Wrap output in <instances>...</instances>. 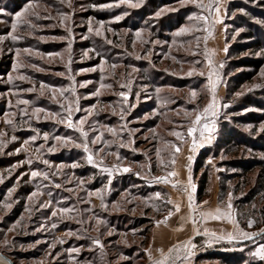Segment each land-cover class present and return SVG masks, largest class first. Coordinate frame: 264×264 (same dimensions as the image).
<instances>
[{
    "label": "rangeland",
    "instance_id": "rangeland-1",
    "mask_svg": "<svg viewBox=\"0 0 264 264\" xmlns=\"http://www.w3.org/2000/svg\"><path fill=\"white\" fill-rule=\"evenodd\" d=\"M231 1L132 0L139 6L131 7L120 0H0L1 253L14 264H153L149 244L160 225L176 229L183 239L170 256L175 261L182 257L196 264L201 253L226 252L244 258L242 264H264L250 256L264 244L261 169L246 173L230 163L264 159V149L242 146L228 152L216 144L225 135V123L246 141L264 137V120L235 119L246 117L252 108L241 104L263 91L264 63L225 74L227 51L241 37L245 20L264 28V21L253 16L264 15V0H236L241 7L229 13ZM25 8L17 20L15 13ZM12 35L21 38L14 41ZM244 55L264 59L261 51ZM242 70L256 74L227 97L229 78ZM213 96L214 115L194 123ZM189 128L195 130L189 133ZM198 157L205 162L196 170ZM33 171L41 175L33 177ZM189 175L196 186L191 215L198 235L189 219ZM203 179L205 196L199 201ZM177 216L186 220L175 228L169 222ZM238 229L258 234L252 240L219 239L238 236ZM190 238L196 248L183 256ZM165 256L158 260L171 263ZM0 264L9 262L0 255Z\"/></svg>",
    "mask_w": 264,
    "mask_h": 264
},
{
    "label": "trees",
    "instance_id": "trees-1",
    "mask_svg": "<svg viewBox=\"0 0 264 264\" xmlns=\"http://www.w3.org/2000/svg\"><path fill=\"white\" fill-rule=\"evenodd\" d=\"M241 2L233 0L230 3V10L236 8L239 9L241 7ZM243 7V6H242ZM248 10V9H247ZM249 13H251L249 11ZM253 14V13H252ZM254 18H261L264 21V15L260 13L253 14ZM245 18L242 17V20ZM244 24L242 21L239 22ZM245 27L244 31H242L241 37L238 38V40L231 43L229 46V49L227 51V65L225 67V74L228 75L230 72L235 71L237 68H244V67H257L260 68L263 66L264 59L256 58V57H249L247 55L242 56L243 53L247 51H261L264 54V28H261L259 25H256L254 23H250L249 21L245 20ZM205 48V47H204ZM221 74L223 76L224 80V72L221 70ZM256 73H253L250 70H242L238 72L236 75H232L229 78V82L227 84L226 88V96H230L234 92H236L245 82H249L254 78ZM247 103H240L241 106H245L244 108H252L248 109V114L246 117L243 118H235L237 122L241 121V119L245 120H251V122H260L264 120V89L260 92L259 95H255L248 99ZM242 108V109H244ZM258 110L257 113L253 112L252 110ZM251 110V111H249ZM243 122V121H242ZM225 135L221 136L216 144L223 145L222 147L227 148V151L229 152L230 149L235 147H245L250 148L252 150H263L264 149V137L259 138L258 141H249L242 139L240 137V134L238 130L235 129L233 124L225 123L224 126ZM259 147V148H258ZM205 161L201 160L199 157L196 162V170L203 168V163ZM231 166H234V168L240 167L243 171L250 172L255 168L261 169V186L264 185V159H257L256 157L251 158H245L240 161L230 162ZM202 183L201 186L198 188L197 191V198L198 200L202 201L203 197L205 196V193H203V186H204V179L200 180ZM207 180H205V183ZM264 211V210H263ZM213 236V235H212ZM214 252V251H213ZM217 254V253H216ZM213 254L212 252L207 253H201L196 256L195 263L201 264L203 262L213 260L214 258H221L224 259L223 264H242L244 262V258L238 257L235 253H226L221 252L220 255ZM219 256V257H217ZM204 264V263H203ZM249 264H263L262 262H253Z\"/></svg>",
    "mask_w": 264,
    "mask_h": 264
},
{
    "label": "snow or ice",
    "instance_id": "snow-or-ice-1",
    "mask_svg": "<svg viewBox=\"0 0 264 264\" xmlns=\"http://www.w3.org/2000/svg\"><path fill=\"white\" fill-rule=\"evenodd\" d=\"M120 2H127L131 7H138V6H139V4H137V3H133L132 0H120ZM183 2H184V0H181V3H183ZM191 2H192V3H196L197 0H191ZM105 6H106V5H100L99 7H105ZM198 6L202 7L203 5H198ZM93 7H97V5H93ZM3 11H4V9H3V8H0V13H3ZM24 11H27V8H25L23 11H20V12H16V13H15V16H16V19H17V20H19V19L21 18V16L23 15V12H24ZM163 11H164V10L161 9L160 11H157V12L155 13V15H156V16H160V15L162 14ZM217 11H219V8H217ZM241 11H243V10H241ZM117 19H119V17H117ZM201 19H203V20H205V21L207 20L206 17H201ZM30 26H32V25H30ZM11 27H12V30L15 31V29H16V27H17L16 23H13V24L11 25ZM89 31H91V28H89ZM183 31H186V29H183V28H182V29H181V32H183ZM98 34H99V33H98ZM137 36H139V32L137 33ZM20 38H21V37H18V36H16V35H12V36H11V39L14 40V41H15V40H18V39H20ZM109 43H110V41H109ZM209 63H211V61H209ZM211 76H212V73L210 72V73H209V82H210V83H211ZM20 78H21V79H24L23 76H21ZM9 79H11V77H9ZM101 87H105V85H101ZM214 89H215V84L213 83V84H212V90L214 91ZM29 91H31V89H29ZM120 95H121V96H126V93L121 92ZM191 95H192L193 97H195V96H196V92L193 90L192 93H191ZM24 103H28V102H27V101H24ZM214 108H215V96H213V100H212V102H210V103H209V104L203 109V112H202V113H198V114L196 115L194 123H195V122H199V121L201 120L202 115H207V114H209L210 112H212V114L214 115ZM36 111H41V110H40V109H37ZM53 115H55V114H53ZM60 122L63 123V122H65V121L62 119ZM9 123H11V122L9 121ZM81 123H83V121H81ZM67 126L70 127V128L75 127V125L73 124V122H72V120H71V111H70V110H69V112H68V117H67ZM204 129L207 130V131H209V132L212 130L211 127H210L208 124H205V125H204ZM194 130H195L194 128H189V129H188V132H189V133H192ZM81 132H82V135H84L85 137L87 136V133L84 132L83 129H81ZM177 135H179V134L177 133ZM47 137H48V133H44V138L47 139ZM13 139H15V137H13ZM31 139H32V140H35L36 137L33 136ZM55 139H57V140L64 139L66 142H67L68 140H70V138H67V137H64V138H62V137H55ZM94 142H95V141H94ZM25 143H27V141H26ZM77 146L79 147V146H81V145H77ZM82 146H83V149H84L85 152H89V148H88L87 143H84ZM195 146H196V141L193 140V149H192L193 151L195 150ZM51 150H52V149H49V151H51ZM17 151H19V149H17ZM176 151H179V148H177ZM87 159H88V163H93V162H94V161H93V157H92L91 154L88 155V158H87ZM188 159L191 160L192 157L189 156ZM28 163L30 164V163H31V160H29ZM44 163L47 164L48 161H44ZM172 163L175 164V160H173ZM75 166H76V165H73V167H75ZM123 170H124L125 172H127V171H129V168L125 167ZM31 175H32L33 177H35V176L41 175V173H39L38 171H33V172L31 173ZM137 175H139V173H137ZM171 175H175V173H171ZM153 179L156 180L157 182H167V177H154ZM195 187H196V186H195V184L192 182L191 175H189V177H188V188L185 189V191H188L189 219L191 220V222H192V224H193V233H194V235H198V234H199V231H198V229H197V227H196V225H197V220L194 219V218H192V215H191V213L194 211L193 205L195 204V200H194V197H193L192 193L195 191ZM189 189H190L191 191H189ZM10 191H11V190H10ZM32 195L34 196L35 193H33ZM155 195H156L157 197H160L161 194L158 192V193H156ZM228 197H229L228 208L231 209V207H232V205H231V197H232V194L229 193V194H228ZM30 198H31V197H30ZM167 202H168V203H172L171 199H169ZM202 203H207V202L204 201V202H202ZM5 207H6V208H7V207H10V205H7V204H6ZM174 207H175V211H176V212H179V211H180V205H179V204H175ZM61 211L67 212L68 209H62ZM215 211H216L217 213H219L221 210H220L219 208H217ZM53 215H55V213H53ZM172 215H173V212H172L171 210H169V212H168V216L170 217V216H172ZM205 215H206V213H204V212H201V213H200V216H201L202 218H203ZM167 218H168V217H165V222L167 221ZM215 218H216V219H219L220 216L217 215ZM228 218H229V219H232V216H231V213H230V212L228 213ZM160 222H161V221H157L156 223L159 224ZM253 223H254V221L249 220V221H248V225H249V227H251V225H252ZM181 227H182V226H181ZM262 231H264V230H262ZM205 232H207V230H205ZM238 232H239V235H238V236H235V235L229 233L226 237L221 236V237H219V239H228L229 241L234 240V239L252 240L253 236H255V235L258 234V233H251V232H248V231H244V230H242V229H238ZM69 234H71V233H69ZM212 235L215 236V233H213ZM94 243L99 244L100 242H99V240H95ZM185 247L189 249V251H188V253H187L188 256H191V255L193 254V253H192V249H195V248H196V245H195L194 243H192V239L190 238V239L185 243ZM241 250H243V249H241ZM71 251H78V249H72ZM145 251L149 253V258L151 259V253H150V251H149L148 249H145ZM250 256H251L253 259L256 258V257H259L261 260H264V244H260L259 247H257V248L255 249L254 252H250ZM153 264H164V261H163V260H156V261H153Z\"/></svg>",
    "mask_w": 264,
    "mask_h": 264
},
{
    "label": "crops",
    "instance_id": "crops-1",
    "mask_svg": "<svg viewBox=\"0 0 264 264\" xmlns=\"http://www.w3.org/2000/svg\"><path fill=\"white\" fill-rule=\"evenodd\" d=\"M177 213H178V215H180V214L184 215V211L183 212L179 211ZM175 218H176V220L174 222L173 221L169 222V223H171L172 226L174 225L175 228H178V225L181 226V223H183V221L186 220L185 218H182L181 216L180 217L177 216ZM174 223L175 224L177 223V224L175 225ZM175 231H176V229H174V228L169 229V227H167V226L161 227L160 225H158V227H156L154 229L153 236H152L150 244H149V248H151V250H152L151 253L153 254L152 260L156 261V260H158V258H160L164 254H166V256L164 258H169V259L171 258V260H170L171 263H168V264H193V263H191V261H189L190 259H185V258L180 257L177 261H175L174 255H173V257H170L173 250L177 246H179L181 242H183V239H181L179 237L178 233H175ZM193 235H194V233H193ZM187 241H185V243ZM185 243H184L183 253H182L183 256L187 255V253L189 251V249L185 247ZM192 243L195 244L193 239H192ZM162 260H165V259H162Z\"/></svg>",
    "mask_w": 264,
    "mask_h": 264
},
{
    "label": "water",
    "instance_id": "water-1",
    "mask_svg": "<svg viewBox=\"0 0 264 264\" xmlns=\"http://www.w3.org/2000/svg\"><path fill=\"white\" fill-rule=\"evenodd\" d=\"M0 255H1L4 259H6V260L9 262V264H14L13 260H12L10 257H8L7 255H5V254H3V253H1V252H0Z\"/></svg>",
    "mask_w": 264,
    "mask_h": 264
}]
</instances>
